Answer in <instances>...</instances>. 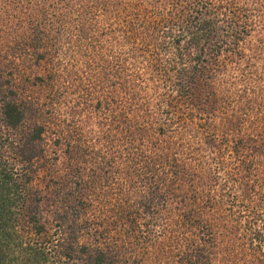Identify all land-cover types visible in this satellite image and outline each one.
I'll list each match as a JSON object with an SVG mask.
<instances>
[{"label": "trees", "instance_id": "16d2710c", "mask_svg": "<svg viewBox=\"0 0 264 264\" xmlns=\"http://www.w3.org/2000/svg\"><path fill=\"white\" fill-rule=\"evenodd\" d=\"M33 11L0 48V264H264V0Z\"/></svg>", "mask_w": 264, "mask_h": 264}, {"label": "rangeland", "instance_id": "374dc122", "mask_svg": "<svg viewBox=\"0 0 264 264\" xmlns=\"http://www.w3.org/2000/svg\"><path fill=\"white\" fill-rule=\"evenodd\" d=\"M37 0H0V48L5 44L6 31L10 32V39L13 42L18 40V34H23L27 25L22 23L24 16L34 12V6ZM8 26V27H7ZM5 27V28H4ZM7 27V28H6ZM12 27V30H10ZM67 106H62L59 112L65 113ZM48 152L53 154L52 146L47 148Z\"/></svg>", "mask_w": 264, "mask_h": 264}]
</instances>
